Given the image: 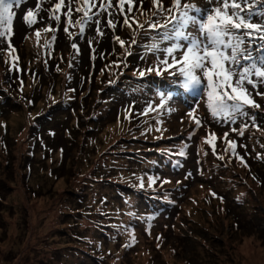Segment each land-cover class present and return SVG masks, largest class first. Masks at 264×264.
<instances>
[{
  "label": "rangeland",
  "instance_id": "374dc122",
  "mask_svg": "<svg viewBox=\"0 0 264 264\" xmlns=\"http://www.w3.org/2000/svg\"><path fill=\"white\" fill-rule=\"evenodd\" d=\"M198 1L200 6L205 4V0ZM67 2L60 8L63 18L52 22L56 11L53 14L50 9L59 0H23L13 7L11 32L0 39V264H264V95L255 99L262 105V126L250 134L238 121L210 117L206 92L201 93L200 113L195 118L205 123V117H210L205 131L214 154L211 157L200 148L199 159H207L211 166L241 146L249 151L244 156L239 150L242 161L232 158L229 169L219 171L224 178L213 182L207 176L196 180L198 170L208 172L196 164L202 125L190 141L184 134L189 107L185 113L175 106L162 111L160 126L146 124L149 130L162 127L168 135H183L185 154L180 172L170 182L181 204L160 213L155 224L152 215L136 216L152 205L144 185L127 184L134 178L131 173L139 169L138 163L131 170L113 168L109 180L103 170L104 165L128 167L133 160L123 154L136 155L137 145L131 141L136 134L140 138L139 122L150 102L146 88L131 90L129 82L139 81L147 72L126 69L124 75L113 69L106 78L98 73L84 85L79 82L84 81L82 73H77L72 82L67 63H76L79 70L86 68L90 77L99 69L101 58L120 59L132 44L125 41L120 23L115 21L114 27L104 29L100 17L82 23L83 34L78 36L82 32L79 29L77 34L78 17L84 6L75 1L64 10ZM134 2L135 11H147L151 5L149 0ZM29 10L35 13L30 28L24 20ZM117 36L123 37L124 47ZM60 57L61 66L43 71ZM147 57L152 63L160 60L158 54ZM108 88L114 92L106 93ZM99 89L101 95L105 92V100L97 98L92 104L89 98L93 107L87 102L85 111L80 96L97 94ZM125 91L137 107L128 121L122 113L113 115L118 103L128 102ZM93 129L96 132L89 133ZM121 134L129 144L122 142ZM184 176L188 182L178 185L176 181ZM124 183L131 193L115 201ZM82 200L87 208L81 209ZM133 235L139 243L128 244Z\"/></svg>",
  "mask_w": 264,
  "mask_h": 264
},
{
  "label": "snow or ice",
  "instance_id": "6c2138e0",
  "mask_svg": "<svg viewBox=\"0 0 264 264\" xmlns=\"http://www.w3.org/2000/svg\"><path fill=\"white\" fill-rule=\"evenodd\" d=\"M149 2L156 9L153 16L160 17L150 22V27L156 30L150 50L164 53L166 58L159 62L163 70L175 69L169 74L177 77L184 89L206 92V107L213 117L234 120L247 115L246 106L259 107L250 98L246 85L256 88L258 83H264V0H205L203 6L194 0ZM21 3L23 0H0V39L11 32L13 7ZM63 3L64 0H59L53 14ZM84 3L90 6V0ZM125 3L131 5L133 0H119L121 8ZM108 6L111 7V0ZM87 15L85 8L84 16ZM24 20L31 25L35 22V13L27 11ZM109 23L115 26L112 21ZM124 23L128 24V20ZM116 39L124 47V41L119 36ZM147 71L162 74L159 67ZM163 106L162 102L160 107ZM193 119L200 127V120Z\"/></svg>",
  "mask_w": 264,
  "mask_h": 264
},
{
  "label": "trees",
  "instance_id": "16d2710c",
  "mask_svg": "<svg viewBox=\"0 0 264 264\" xmlns=\"http://www.w3.org/2000/svg\"><path fill=\"white\" fill-rule=\"evenodd\" d=\"M141 46H142V43H140L138 46H136V44H133V48H132V52H133V54L132 55H130V58H129V60H128V62H129V64L133 67V68H141L142 66H143V63H144V60H141V54H140V52H141ZM61 60V57H60V59H58L57 58V60L55 61V62H53V64L55 65V64H58L59 63V61ZM70 69H71V73H72V78H71V81L72 82H74L75 81V76H76V74L77 73H82L81 74V76H80V78H84V81H81V80H79V82H81V83H83V85L84 84H87V82H86V80H88L89 78H91L92 76L94 77L96 74H98V73H100L99 75H101V78H106L107 77V73L106 72H103V71H99V69H95V70H93V72H92V75L89 77L87 74H86V68L83 70V69H81V70H79L78 69V67L77 66H74V65H72V67H70ZM51 70H52V68H51ZM131 70V69H130ZM51 72V71H50ZM86 74V75H85ZM98 75V76H99ZM115 87V86H114ZM90 91H91V89H90ZM89 91V92H90ZM111 92H114L113 90H112V88H108L107 90H106V93H111ZM93 94H96V93H93ZM93 94L90 92V94H88L86 97H81L80 96V101L82 102V105L86 108L85 109V111H87V107L89 106V105H87L86 106V103L88 102V99L89 98H91V103L93 104L95 101H96V99L97 98H100L101 99V101L102 100H105V98H106V95H105V92L104 93H102L103 95H101L100 94V89L99 90H97V94H96V98L93 100ZM36 95H38V93L36 94ZM78 95H76L75 97H77ZM97 102V101H96ZM91 103H89L88 102V104H90L91 106H92V104ZM93 107V106H92ZM90 110H93V108H91ZM112 120H113V122L112 123H114V121H116V120H114L113 119V117H112ZM95 122H99V121H95ZM110 122V121H109ZM140 124H141V121L139 122V126H140ZM97 124L95 123V126H96ZM141 127V126H140ZM96 130H97V128H96ZM96 130L95 129H93V130H91L89 133H91V134H93V133H95L96 132ZM119 130L121 131V132H125V128H123V129H120V127H119ZM136 130H139L140 131V129L139 128H137ZM136 130H132L131 129V131L132 132H135ZM142 131V130H141ZM139 135H137L136 134V137H135V139L134 140H132V144H133V141L134 142H143V139H144V136L143 135H140V138L138 137ZM123 137V138H122ZM121 140H122V142L123 143H125V144H129L128 143V140H127V138H126V136L124 135V134H121V138H120ZM116 151V150H115ZM114 155H117V154H115L114 153ZM124 155V154H123ZM128 161H130V160H133L132 162H130L129 163V166L127 167H124L123 165L122 166H120V165H118V166H109V168H108V166L107 165H104V172L106 171V178L109 180V178H110V176L108 175V172H111V170L113 169V168H116V170H120V171H122L123 169H127V170H131L130 169V167H132L134 164H136L137 162H138V160H137V158H136V156H124ZM115 165V164H114ZM108 168V169H107ZM218 170L217 171H215L214 173L215 174H217L219 171H220V168H217ZM131 175L132 176H134V178H131V182H129V183H127V184H131L132 182H135L136 181V183L138 182H140L139 181V179L136 177V175H135V173H131ZM124 181V180H123ZM225 181H227V179L225 180ZM105 182H108V184H111V183H114V182H111V181H105ZM124 182H126V181H124ZM120 183H122V182H120ZM129 185H126L125 183H124V185L122 186V189H121V193H122V195L121 196H117L114 200L115 201H120V200H122L125 196H127V195H130V187H129ZM118 186V188H120V186L119 185H117ZM167 186V185H166ZM2 190H4V189H2ZM84 203H85V200H82V204H83V207H81V209H83V208H87V206L85 207L84 206ZM152 204H153V202H152ZM155 204H156V209L158 208V207H161V206H171V205H173V201L171 200V195L169 194V193H167V196L165 197V198H160V200H157V201H155ZM181 213V212H180ZM180 213L177 215V217H175V220L177 221L178 220V217H179V215H180ZM114 217V216H113ZM161 233V232H160ZM162 234V233H161ZM141 237V236H140ZM94 239H96V236H95V234H94ZM131 243H139V239H138V236L136 235H133L132 237H131V241L128 243V244H131Z\"/></svg>",
  "mask_w": 264,
  "mask_h": 264
}]
</instances>
